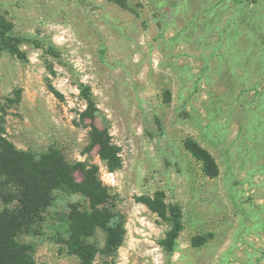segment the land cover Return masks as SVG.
Masks as SVG:
<instances>
[{"label":"rangeland","instance_id":"374dc122","mask_svg":"<svg viewBox=\"0 0 264 264\" xmlns=\"http://www.w3.org/2000/svg\"><path fill=\"white\" fill-rule=\"evenodd\" d=\"M0 22L21 52L0 54V137L96 165L124 222L123 244L93 264H264V0H0ZM88 210L57 190L17 240L38 264H81L67 241ZM90 241L102 249L106 233Z\"/></svg>","mask_w":264,"mask_h":264},{"label":"trees","instance_id":"16d2710c","mask_svg":"<svg viewBox=\"0 0 264 264\" xmlns=\"http://www.w3.org/2000/svg\"><path fill=\"white\" fill-rule=\"evenodd\" d=\"M14 28L0 22V54L4 51L21 54ZM95 139L101 146V156L112 162L118 158L117 148L111 143L107 132L95 127ZM201 158L208 162L204 155ZM83 179L77 178L78 170ZM0 192L6 206L0 211V264H38L30 244L17 240L19 233L43 219L50 207L55 192L68 189L81 193L90 201V210L79 213L71 221L68 251L79 257L81 264H93L99 251L113 256L125 240L124 222L115 210L112 194L99 176L96 165L74 164L59 148L41 154L22 150L0 137ZM145 202L166 216L167 207L159 198H147ZM168 219L172 223L165 246L174 250L177 238L183 229L182 212L179 205L171 206ZM106 233L102 249L90 241L97 230ZM104 264H114L106 259Z\"/></svg>","mask_w":264,"mask_h":264}]
</instances>
